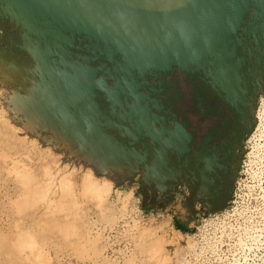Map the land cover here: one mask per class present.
Instances as JSON below:
<instances>
[{"label": "water", "instance_id": "1", "mask_svg": "<svg viewBox=\"0 0 264 264\" xmlns=\"http://www.w3.org/2000/svg\"><path fill=\"white\" fill-rule=\"evenodd\" d=\"M0 88L11 125L42 149L151 200L178 190L185 106L223 119L236 137L231 197L200 203L215 215L264 100V0H0ZM207 174L222 167L208 161L196 182L213 195L222 179Z\"/></svg>", "mask_w": 264, "mask_h": 264}, {"label": "rangeland", "instance_id": "2", "mask_svg": "<svg viewBox=\"0 0 264 264\" xmlns=\"http://www.w3.org/2000/svg\"><path fill=\"white\" fill-rule=\"evenodd\" d=\"M0 88V264H264V100L231 205L189 234L11 125ZM260 122V123H259Z\"/></svg>", "mask_w": 264, "mask_h": 264}, {"label": "flooded vegetation", "instance_id": "3", "mask_svg": "<svg viewBox=\"0 0 264 264\" xmlns=\"http://www.w3.org/2000/svg\"><path fill=\"white\" fill-rule=\"evenodd\" d=\"M185 117L188 122L186 127L188 135L193 136V140L188 145V153H185L183 133H179L178 149L173 163L177 178L175 185L178 187V190L176 192L170 190L167 193L160 194L154 200L140 196L143 201L141 207L148 214H157V210H166L170 207H173L174 211L176 206L180 205L187 215L184 221H180L176 218L178 215H175L172 225L180 231H182L180 228L187 230L186 232H182L189 234L197 227L202 219V215L212 214L201 208V202L209 204L216 202V204L221 206L231 197L228 154L231 151V145L236 141V137L232 128L223 119L216 117L207 119L199 113L193 112L189 105L185 106ZM179 122L183 126V116L179 117ZM226 145L228 149H224ZM208 161H212L213 165L216 163L222 167L221 177L220 175L207 174L209 178L222 179L221 184L214 183V186L211 188L213 189V195L201 190V184H196L198 180H202V171L205 170ZM128 185L138 187L139 183L127 182L124 186L127 187ZM196 185L197 191L192 194L191 191ZM212 197L213 200H211ZM232 199L229 201L230 205ZM194 207L196 219L190 220L189 214H191V208ZM176 214H182L181 210H178ZM188 225H192V227L188 228Z\"/></svg>", "mask_w": 264, "mask_h": 264}, {"label": "crops", "instance_id": "4", "mask_svg": "<svg viewBox=\"0 0 264 264\" xmlns=\"http://www.w3.org/2000/svg\"><path fill=\"white\" fill-rule=\"evenodd\" d=\"M178 210H181V213L182 214H176ZM157 215L160 216V217H164L167 219V222L168 224H171V226L173 227V230L177 233H180V234H186V233H183L182 231L178 230L175 226L172 225L173 221H174V218H175V215H178L176 216V218H178L180 221H184L185 220V217H186V213L184 210H182V208L180 207V205H177L176 206V209L173 211V207L169 208V209H166V210H157ZM199 222V221H198ZM189 227H192L188 225V228Z\"/></svg>", "mask_w": 264, "mask_h": 264}, {"label": "bare ground", "instance_id": "5", "mask_svg": "<svg viewBox=\"0 0 264 264\" xmlns=\"http://www.w3.org/2000/svg\"><path fill=\"white\" fill-rule=\"evenodd\" d=\"M259 114H260V113H259V111H258V120L260 121V120H261V117L259 116ZM259 123H260V122H259Z\"/></svg>", "mask_w": 264, "mask_h": 264}, {"label": "trees", "instance_id": "6", "mask_svg": "<svg viewBox=\"0 0 264 264\" xmlns=\"http://www.w3.org/2000/svg\"><path fill=\"white\" fill-rule=\"evenodd\" d=\"M183 232H186L187 230L183 229V228H180Z\"/></svg>", "mask_w": 264, "mask_h": 264}]
</instances>
